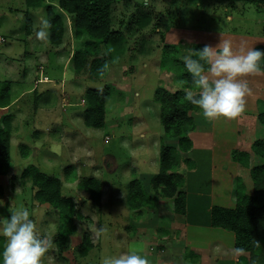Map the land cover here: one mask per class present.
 Returning <instances> with one entry per match:
<instances>
[{"label":"rangeland","instance_id":"obj_1","mask_svg":"<svg viewBox=\"0 0 264 264\" xmlns=\"http://www.w3.org/2000/svg\"><path fill=\"white\" fill-rule=\"evenodd\" d=\"M51 8L53 11V4ZM55 11L62 10L59 8ZM38 15L40 16V13L37 17ZM42 16L46 18L47 13ZM141 16H148L150 19L147 25L138 29ZM31 18L32 15L25 12L24 0H0V81L14 82L11 86L13 99L25 93V96L17 101L21 111L20 114H14L19 118L16 117L11 134L10 169L15 179L12 182L10 175L0 178L3 190L0 200L4 202L0 205V209L4 207L0 216L7 218L11 211L20 208H27L30 214L35 213L32 218L39 229L53 238L52 247L43 257V264H101L103 256L118 254L114 244L116 241L114 238H108L114 231V228L109 226L117 222L120 226L121 223H127L129 227V220L135 222L145 218V210L142 208L130 210L127 204L128 184L131 181L136 180L133 183L141 185L142 191L149 197L150 205L145 207L153 208L156 204L164 206L172 204L171 200L155 197L157 195L150 190V185L147 186L148 189L144 187L148 184L146 181L149 178L151 180L154 174L159 172L161 147L166 146L175 150L178 160L183 155L178 149L177 137H168L163 134L159 124L158 105L154 101L156 89L176 91L180 87L179 78L182 76H179V70L182 71L184 65L182 57L189 53V48L194 50V46L198 43H209V40H213L218 44L220 40L216 41L213 35L264 38V6L211 0H179L177 3L172 0H114L110 14L111 28L123 33L125 38L123 48L116 52L111 45H101L96 54H92L89 59L91 62L94 58L105 56L104 78H91L89 72L80 76V73L74 74L68 69L59 79V72L51 71L50 73L41 70L35 78L36 83L27 84L17 78L14 79L11 75L15 72L17 61H20L19 57L27 50L26 37L33 34L34 28L35 33L39 27V24L35 25L36 23L28 21ZM164 21L172 23V26L166 29ZM27 27L29 30L26 29ZM13 32L18 35L13 36ZM226 38L228 37L224 39ZM80 41L81 50H83L90 39L81 35ZM165 45H171L176 51L165 47L163 52ZM9 47L13 50H8ZM260 63L263 70L264 62L261 60ZM18 65L20 69V64ZM98 69L97 64L93 72L96 74ZM44 75H47L48 81L44 80L47 78L43 79ZM55 81L58 82L55 84V89L47 90V87ZM105 87L111 91L105 104V124L100 129L87 128L82 123V111L86 107L85 92L88 89L101 90ZM30 89L33 92L29 94ZM34 91L38 94L36 103L32 102ZM191 91L196 92L198 88L195 87ZM254 94L255 90L251 96ZM61 100H63V108L62 105L56 104ZM51 101L56 105L52 108L53 111H50L47 116L42 115L43 112L39 113L41 106L42 109L51 108ZM35 107L37 112L34 110ZM53 115L55 116L52 117ZM77 116H81L80 119H77ZM193 120L195 124L199 123L201 128L206 121L199 112L194 113ZM241 120L244 119L237 121L239 138L250 141L264 138V128L259 125L257 118L249 117L247 119L249 122L244 120L243 123ZM57 124H62V127L58 128ZM230 125L227 124L228 127ZM52 128L57 130L53 134ZM35 129L40 130L37 138L33 136ZM212 130L216 132L217 128ZM227 136L230 140L231 134L227 133ZM37 143H43L42 146L46 148L39 145V149L35 152L40 153L33 156L32 151L35 149L31 151L30 148ZM247 144L245 140L242 143L245 147L248 146ZM22 145L28 146L24 151L26 158L20 152ZM132 146L135 148L130 149ZM55 147L58 152L61 151L62 156L66 157L65 161L57 159L54 162L53 158H49V155L54 157L52 153L56 151ZM233 149H227V160L231 159ZM86 152L87 155H85ZM83 153V159L78 158ZM145 156H149L150 163L154 162L152 166L147 163V158L144 159ZM71 157L74 159L70 163ZM91 160L93 163H90ZM201 162L200 179L207 182L211 174L204 172H210V170L208 164H201ZM232 162H229L227 171L233 175L237 172L239 177H234L241 181L245 188L244 192L252 194L253 186L249 168H236L233 165L235 162ZM249 163L253 166L264 162L252 156ZM91 164H94L96 169H91ZM168 164L172 171L167 174L178 173V176L186 174L185 165L179 163L176 158L169 160ZM29 165L36 166L45 174L58 177L62 181V195L72 199L75 209L81 215V219L74 218L76 230L69 235L68 242L62 246L58 244L61 223L58 214L50 207L44 209L41 205H36L37 203L31 198L30 182L26 181L23 185V181L19 179L22 171ZM178 165L179 168L174 169ZM211 171L214 170L211 168ZM233 175H229V179ZM83 178H94L100 181L102 185L100 205L93 206L88 194L82 191L80 184ZM206 191L203 192L206 193ZM232 192H234L233 189ZM22 196L24 198H21ZM198 201L205 202V198L201 196ZM227 205L233 206L234 203ZM152 219H155V216ZM96 220H99V227L95 230L98 239L94 245L92 244L88 256L83 257L79 255L80 247L84 245L83 237L89 236L87 228ZM123 231L120 232L124 233ZM118 247L117 251L123 250L120 249L122 246ZM188 250L191 249H187V252ZM243 260H240L238 264H242Z\"/></svg>","mask_w":264,"mask_h":264},{"label":"trees","instance_id":"obj_2","mask_svg":"<svg viewBox=\"0 0 264 264\" xmlns=\"http://www.w3.org/2000/svg\"><path fill=\"white\" fill-rule=\"evenodd\" d=\"M114 0H58V7L71 16L76 38L81 35L89 37L83 50H79L73 57V69L75 73H87L89 77L101 79L105 76L104 65L106 66L105 56L89 59L92 54H96L101 45H111L116 52L121 51L124 45V35L121 31L111 28L110 14ZM177 3L179 0H172ZM207 1V0H206ZM209 1V0H208ZM216 2H227L243 4H254L264 6V0H211ZM27 8L42 6V0H25ZM47 20L51 23L49 29V43L58 45L61 43L64 34V22L62 18L52 11L51 6L45 5ZM148 16H141L138 29L148 24ZM169 23V24H168ZM165 28L172 26V23L164 21ZM166 28V29H168ZM205 45L198 43L194 50H200ZM165 47L172 48L171 45ZM263 50L262 47H256ZM174 51L175 49L172 48ZM176 51V50H175ZM164 56V53H163ZM96 59V60H95ZM264 62V59H262ZM98 64L99 69L95 74L94 66ZM89 70V71H88ZM207 70V66H205ZM179 78L180 87L174 92H168L162 88H157L154 94V101L159 107L160 124L163 134L168 137H177L178 149L183 155L192 147L189 134L194 131V113L199 112L197 106L192 105L184 98L185 90L197 88L193 83L191 75L187 72L184 65ZM264 71V67H263ZM111 91L107 87L104 89H88L85 92L86 107L83 111V124L87 128L100 129L105 124V104ZM11 82H0V108L9 106L11 102ZM257 122L264 128V109L257 115ZM11 116L3 118L0 128V176L9 175L10 169V138H11ZM186 124V125H184ZM188 125V126H187ZM27 147L22 145L20 152L26 156ZM175 151V150H174ZM171 148L161 147L159 172L155 173L150 180V190L162 200H171L172 209L176 214L185 215L186 212V192L184 185L185 175L178 176L172 171L168 161L173 158L185 165V170L193 171L195 163L182 155L179 157ZM252 156L264 162V138L254 140L250 146V152L231 151V161L238 163L242 167L249 168L253 186L252 194L244 192V186L239 179L233 181V207H223L212 205L210 208V225L213 228L222 229L234 234V249L241 252H249V258L244 259L242 264H264V163L250 166ZM168 164V165H167ZM179 165L174 169H178ZM186 171V172H187ZM14 180L15 177L11 176ZM19 179L23 182H30L32 201L38 205L47 204L55 211L61 223L59 224L60 233L58 234V244L62 246L69 240V235L76 230L74 218L81 219L78 210L75 209L72 199L65 197L61 192L62 181L52 175L45 174L34 165L26 167ZM136 181V180H133ZM128 184V201L130 210L141 209L148 206L149 197L142 191L141 185ZM81 189L88 194L93 206L100 205L101 183L94 178H83ZM2 188L0 187V196ZM135 200V201H132ZM11 215V214H10ZM8 216V215H7ZM10 217V216H8ZM64 222V223H63ZM83 247H80L79 255L85 256L92 248L89 239L83 237ZM86 244V246H85ZM4 238L0 237V250L3 249Z\"/></svg>","mask_w":264,"mask_h":264},{"label":"crops","instance_id":"obj_3","mask_svg":"<svg viewBox=\"0 0 264 264\" xmlns=\"http://www.w3.org/2000/svg\"><path fill=\"white\" fill-rule=\"evenodd\" d=\"M51 4H53L54 6L53 12L59 15L64 22V34L62 41L58 45H52L49 43L48 40L47 42L38 41L35 38V33H34L35 28H34L33 34H29L26 37L27 40L25 38V40L28 41V42L25 41L26 44L28 43L27 50H25L23 52V55L19 57L20 61H17L20 64V69H18L19 65L18 63H16L15 72L14 74L11 75L13 76L14 79L17 78V80H20L27 84L36 83L35 78L41 70L43 72L48 71L50 73L51 71H53L54 73L59 72L60 78L56 77L59 79H61V77L64 76L65 72L68 71V69L72 70L71 72L75 74V71L73 69V57L77 51L81 50V41L80 38L75 37L73 21L71 16L65 13L64 11H60V12L55 11V9H59L58 0H42V6L36 8H30V9L26 7L24 0L25 12L28 15H32V18L28 21L29 22L32 21L36 23L35 25L39 24L41 17L44 18L42 14L46 13V12L43 13V11H46L45 5L51 6ZM39 13L40 16L38 15L37 17V14ZM45 19H47V17ZM28 28L29 27H27L26 29L29 30ZM13 34H14L13 36L18 35L16 32H13ZM213 37L216 41L228 37L226 39H230L232 41L233 46L237 51L240 49L241 46L245 47V49L251 46L253 48L262 47L264 50V38L257 37L255 39L251 36H236V35L223 36L222 34H216L213 35ZM209 41H210L209 43H203V42L202 43L210 46L217 45L213 40H209ZM211 42H213V45H211ZM8 50L12 51L13 49L12 47H9ZM262 72L264 73V71L261 69L260 74L250 75L245 78L247 79L249 86L252 89V92L255 90V94L253 96L250 95L246 98L247 99L246 111L241 116L235 119L220 118L214 121L215 123L206 120L204 122L205 124H203L202 126L203 128L199 126V123H196L194 131L189 134V137L192 141V147L183 156L191 159L193 163H195L196 168L193 171L186 172L185 174V178H186V182L184 185V191L186 192L185 215L176 214L172 209V204L171 206L156 204L153 208H150L151 206L143 207L142 209L146 211L145 218L141 221H135V222L129 220V227L127 226V223L125 224L121 223L120 226V224H118L117 222H113L109 227L114 228V231L112 234H109L108 238L109 239L114 238V241L120 243V244L116 242L114 243L116 248L115 250L117 253L127 252V251H138L142 255L147 256L151 260L152 264H238V262L243 258L246 259V261L248 260L249 252L237 253L236 250L234 249L235 238L232 232L211 227L210 208L212 205H219L223 207L226 206L228 208L233 207L227 204H231L234 200L233 192H232L233 181L236 179L235 177H239V176L237 175V172L235 175H233L227 171L228 166L230 165L229 162L231 163V159L228 156L229 160H227L226 153L228 151L227 150L228 148L230 149L236 148L239 150H244L245 152H250V146L254 140L250 141L247 140L246 138H243L242 140L241 137L240 138L238 137L237 130L239 126H237V121L238 119L243 118L244 120H246V122H249L247 120L249 117L250 118L253 117L255 119L258 113L262 109H264V74ZM81 74L83 73H80V76H82ZM43 79L45 81L49 80L47 75H44ZM0 82H11V86L14 83L13 81H0ZM56 83L58 82L57 81L52 82L51 86L47 87V90L51 91L55 89L54 87ZM44 90H46V88H44ZM31 92L33 91L30 89L28 93L30 94ZM35 93L36 91H34V94L32 95L33 103H36L38 100L37 97L38 94ZM22 96H25V93L19 96V98H15V99H13L11 95L12 99L9 106L5 108H0V128L2 127L3 118L7 115L11 116V122H10L11 134L13 133L16 117L19 118L17 115L15 116L14 114L15 113L20 114L21 111V109L18 108L17 101L21 100ZM52 101L50 103L51 108L42 109L41 106L39 109V113L43 112L44 114L42 115L47 116V114L50 111H53L52 108H55L56 105L52 104ZM56 104L59 106L62 105V108L64 107L63 100H61L59 103ZM34 110H36V107L34 108ZM157 110L159 113V107L157 108ZM54 116L55 115H53L52 117ZM80 117L77 116L76 118L80 119ZM82 123H83V114H82ZM227 124L228 125L231 124V125L228 127ZM59 127H62V124H59L58 128ZM211 127L212 129L217 128V131L213 132ZM233 127L234 130H232ZM243 129H245V126H243ZM162 130H161V134H162ZM56 131H57L56 128H52L51 133L53 134V132ZM227 133L231 134L230 140L229 137L227 136ZM254 134H256L255 131ZM39 135H40V130L35 129L33 132V136L37 138ZM244 140L248 143L247 147L242 145V143H244ZM10 143H11V138H10ZM42 144L43 143L40 144L37 143L33 145V148H30L31 151L32 149H35L32 151L33 156L40 153L39 151L38 152L35 151L39 149V145L42 146ZM26 147L28 146L26 145ZM57 147H55V150ZM133 148L135 147L133 146L130 147V149ZM52 154H54V157L49 155L50 156L49 158H53L52 161L54 162H56L57 159H61V161H65L66 159L65 156H62L61 151L58 152L56 150ZM83 155L84 153L78 158L83 159ZM85 155H87V152L85 153ZM76 156L74 158H76ZM89 157H91L90 152H89ZM222 157L224 159H222ZM74 158L72 157L70 158V163L73 161ZM146 158L148 159L147 163L152 166L154 162L152 163L149 162V156L144 157V159ZM200 162L201 164L203 163L208 164V168L210 172L205 171L204 173L211 174V176L209 177V180L207 182H204L202 179H200V169H201ZM67 163L68 162H66V164ZM90 163H93L92 160ZM233 165L236 168L242 167L238 163H233ZM90 168L93 170L96 169L94 164H91ZM211 168L214 171H211ZM152 171L153 170H151V172ZM11 172L9 174L10 176H12ZM229 175H233L231 179H229ZM1 177L4 176H0V178ZM149 180L150 178L146 181V183L148 184L146 186L144 185L145 188H147V186L150 185ZM11 181L13 182L12 179ZM10 188L11 190H13L12 186ZM204 190H207L206 191L207 194L203 192ZM202 194H206V195H202ZM201 196L205 198V202L198 201V199L201 198ZM21 198H24V196H22ZM41 207H43L44 209L47 208L49 209L50 206H47V204H42ZM3 209H0V213H2ZM153 216H155V219H152ZM147 218H150L152 221H150V219ZM98 227H99V220H96L95 223L94 222L91 223V226L87 228V233L89 234L87 238L91 239L89 240L91 245L92 244L94 245V243L98 239V235L95 232V230H97ZM116 229H120V230L118 231ZM120 231H123L124 233H121ZM118 246H122L120 247V249L122 248L123 250L117 251L118 250L117 248H119ZM189 248L191 250H188L187 252V249ZM90 251L91 249L85 255L86 257L88 256Z\"/></svg>","mask_w":264,"mask_h":264},{"label":"clouds","instance_id":"obj_4","mask_svg":"<svg viewBox=\"0 0 264 264\" xmlns=\"http://www.w3.org/2000/svg\"><path fill=\"white\" fill-rule=\"evenodd\" d=\"M49 20L41 17L35 31L38 41L49 39ZM264 50L241 46L237 51L231 40L221 39L216 46L205 45L200 50L189 48L182 57L187 72L198 91L185 90L184 98L197 106L207 121L220 118L235 119L246 111L247 97L252 94L247 76L260 74ZM207 66V70H205ZM0 200V205H3ZM0 216V237L4 238L0 250V264H43V257L53 245V238L42 232L27 208ZM242 250L237 249L239 253ZM101 264H152L138 251L120 252L101 258Z\"/></svg>","mask_w":264,"mask_h":264}]
</instances>
